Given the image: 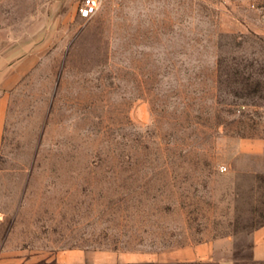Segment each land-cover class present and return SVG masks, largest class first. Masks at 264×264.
I'll return each instance as SVG.
<instances>
[{
    "label": "rangeland",
    "instance_id": "obj_1",
    "mask_svg": "<svg viewBox=\"0 0 264 264\" xmlns=\"http://www.w3.org/2000/svg\"><path fill=\"white\" fill-rule=\"evenodd\" d=\"M82 1L0 0V261L223 242L249 264L264 0Z\"/></svg>",
    "mask_w": 264,
    "mask_h": 264
},
{
    "label": "crops",
    "instance_id": "obj_2",
    "mask_svg": "<svg viewBox=\"0 0 264 264\" xmlns=\"http://www.w3.org/2000/svg\"><path fill=\"white\" fill-rule=\"evenodd\" d=\"M252 16L256 18L254 27H259L264 33V11L255 10ZM255 24V23H254ZM1 69V68H0ZM0 87V144L7 112L5 81ZM245 153H258L263 150V143L244 140L240 145ZM249 264H264V225L257 228L251 236ZM223 242L206 243L197 246L181 247L163 254L123 253L113 254L85 249H69L58 253L51 264H239ZM0 264H6L0 261Z\"/></svg>",
    "mask_w": 264,
    "mask_h": 264
},
{
    "label": "built area",
    "instance_id": "obj_3",
    "mask_svg": "<svg viewBox=\"0 0 264 264\" xmlns=\"http://www.w3.org/2000/svg\"><path fill=\"white\" fill-rule=\"evenodd\" d=\"M100 0H83L79 7V14L83 18L94 16L98 11Z\"/></svg>",
    "mask_w": 264,
    "mask_h": 264
}]
</instances>
